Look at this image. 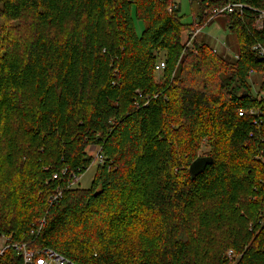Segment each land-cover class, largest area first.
<instances>
[{
    "label": "trees",
    "instance_id": "obj_1",
    "mask_svg": "<svg viewBox=\"0 0 264 264\" xmlns=\"http://www.w3.org/2000/svg\"><path fill=\"white\" fill-rule=\"evenodd\" d=\"M191 3L184 24L178 0H0V23L29 20L20 35L0 24V235L10 243L75 264H264V59L253 50L264 46V0ZM228 4L249 8L214 15ZM217 17L238 58L192 40ZM98 150L91 188L65 189L51 206L62 172L82 176ZM199 158L213 163L193 175ZM0 264L23 260L10 248Z\"/></svg>",
    "mask_w": 264,
    "mask_h": 264
},
{
    "label": "built area",
    "instance_id": "obj_2",
    "mask_svg": "<svg viewBox=\"0 0 264 264\" xmlns=\"http://www.w3.org/2000/svg\"><path fill=\"white\" fill-rule=\"evenodd\" d=\"M246 8H249L243 4H228L223 9H217L213 13L214 15H221L223 13H229L234 14L238 13L243 15L244 10ZM256 27L258 30L263 29L264 27V12H259L258 16L256 17ZM203 31V29H200L194 33H192L193 38L192 40L199 36V34ZM192 40L188 44V46L192 45ZM253 50L256 51L261 58L264 59V46L262 44H256L253 47ZM235 58H238L237 56ZM166 69V63L165 61H161L157 67L156 70L158 73H162ZM252 114L256 113H262L261 111H252ZM244 113H240V115H243ZM105 158L102 154L101 150H98L95 153V164H102L104 162ZM93 166V165H91ZM63 176H68V181L66 185L61 186L59 185L56 189L55 194L50 198V205L52 206L54 203L58 202L63 197V193L65 189H71L80 184L81 177L80 175H77L75 173L69 174L67 170H64L62 172ZM62 177L60 174H55L53 177V180H60ZM46 225V219H42L36 224L33 225L31 229L32 235L39 236L42 230L44 229ZM14 249L17 254L22 258L23 264H75L72 260L66 258L65 256L59 254L53 249L45 248V249H32L27 243H10V238H7L4 235H0V258L4 255V253L8 249Z\"/></svg>",
    "mask_w": 264,
    "mask_h": 264
},
{
    "label": "rangeland",
    "instance_id": "obj_3",
    "mask_svg": "<svg viewBox=\"0 0 264 264\" xmlns=\"http://www.w3.org/2000/svg\"><path fill=\"white\" fill-rule=\"evenodd\" d=\"M178 3L181 7V15L183 18L184 24H190L193 21V16L196 14L197 5H192L191 0H178ZM135 16V23L137 32L140 35L144 30V24L139 21ZM224 18L217 17L209 26L203 29L199 34L200 41L206 42L209 46L213 48V53L217 55L224 56L229 59H233L235 51L232 48V40L234 35L231 31L226 28L224 25ZM29 20L25 19L24 21H13L11 23H6L1 21L2 28L8 29V33L14 31L13 34L20 35L25 31H29ZM161 60H165L164 53L160 55ZM254 83L255 93L258 94L261 91L262 78L255 76L252 78ZM264 97V92L261 94ZM208 151L206 147L203 148L201 154H204ZM95 151H93L94 153ZM96 153V152H95ZM97 164L91 166L81 177L79 184L80 189H90L96 174Z\"/></svg>",
    "mask_w": 264,
    "mask_h": 264
},
{
    "label": "water",
    "instance_id": "obj_4",
    "mask_svg": "<svg viewBox=\"0 0 264 264\" xmlns=\"http://www.w3.org/2000/svg\"><path fill=\"white\" fill-rule=\"evenodd\" d=\"M213 161L210 160V159H202V158H199L198 160H196L192 167H191V173L193 175H197L199 172H202L206 169V167L209 165V164H212Z\"/></svg>",
    "mask_w": 264,
    "mask_h": 264
},
{
    "label": "bare ground",
    "instance_id": "obj_5",
    "mask_svg": "<svg viewBox=\"0 0 264 264\" xmlns=\"http://www.w3.org/2000/svg\"><path fill=\"white\" fill-rule=\"evenodd\" d=\"M218 16V15H217Z\"/></svg>",
    "mask_w": 264,
    "mask_h": 264
}]
</instances>
